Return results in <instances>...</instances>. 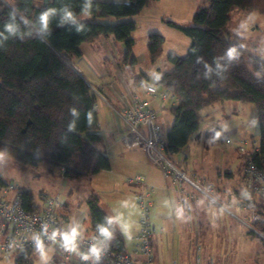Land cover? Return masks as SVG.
Listing matches in <instances>:
<instances>
[{
  "label": "trees",
  "instance_id": "16d2710c",
  "mask_svg": "<svg viewBox=\"0 0 264 264\" xmlns=\"http://www.w3.org/2000/svg\"><path fill=\"white\" fill-rule=\"evenodd\" d=\"M150 0L127 2L93 0L92 13L85 19L87 29L76 34L67 28L50 23L51 35L10 38L0 48V152L31 167L47 166L60 170L64 178L79 180L110 168L109 158L97 148L100 142L95 95L87 82L72 69L60 55L79 56L80 45L99 36H112L126 48V58L134 44L132 33L134 17ZM68 4L79 19L82 0H0V30L12 12L17 18L35 20L47 8ZM207 7L197 10L191 25L168 21V24L189 38L184 56L167 55L171 70L156 75L164 91L171 93L176 102L169 109L173 117L165 133L164 153L167 157L182 152L198 130L199 113L218 102L236 101L255 107L258 119V147L249 158L264 169V61L248 54L244 46L227 37L230 13L235 10L264 14V0H207ZM124 18L115 23L98 19ZM163 36L150 33L146 48L152 63L162 54ZM234 50L235 58L229 60L227 52ZM202 58L197 62V58ZM134 62H131V65ZM217 63L226 71L217 75ZM207 64L212 72L205 77ZM79 112L74 131H68L74 119L71 109ZM92 111V123L86 114ZM0 175V186L5 185ZM18 199L28 212L39 207L29 190L19 191ZM259 197L247 202L249 214L254 211L264 217ZM89 230L95 232L98 223L109 216L98 204V197L90 194L86 201ZM261 227L263 223L251 222ZM108 249L113 253H126L122 233L116 225ZM264 247V243H263ZM34 253L13 255L14 264H32Z\"/></svg>",
  "mask_w": 264,
  "mask_h": 264
},
{
  "label": "rangeland",
  "instance_id": "374dc122",
  "mask_svg": "<svg viewBox=\"0 0 264 264\" xmlns=\"http://www.w3.org/2000/svg\"><path fill=\"white\" fill-rule=\"evenodd\" d=\"M164 9H171L170 16L163 22L155 24L151 29L163 36L162 54L156 66L161 67L160 71H169L172 66L167 61V55L174 53L184 56L189 46V38L181 31L170 26L168 21L172 20L183 25H191L193 14L200 8L207 7V0H181L174 3L171 0L163 1ZM181 7L177 12L175 7ZM198 5V6H197ZM172 17V18H168ZM144 26H140L137 35L144 32ZM227 37L232 41L242 44L248 54L261 58L264 61V14L256 12H245L238 9L230 13V20L227 24ZM152 31V32H155ZM66 56V55H65ZM65 61L72 66L73 59L67 56ZM218 103L215 111L212 107H206L200 113L199 131L200 137L189 141V148L182 151L181 156H187V168L195 167L196 173L205 177L209 183L197 182L201 190L193 189L195 197L189 202L190 211L185 207V223L176 228L175 238L180 239L181 261L186 264H264V230L261 227L253 226L250 214L246 208L241 209L240 202L246 199L242 196L244 181H241L240 167L242 159L238 158L229 149L225 138L231 141H240L237 136L229 134L233 126L242 121L247 124L246 140L253 138L258 140L257 127L251 125L255 118V107L250 104H243L236 101H223ZM232 104H237L239 110H234ZM158 115L157 122L164 134L168 129L166 116L172 115L163 110ZM170 125V124H169ZM259 130V129H258ZM198 131V130H197ZM204 131H212L204 134ZM213 132L216 133L214 138ZM217 133L219 136L217 137ZM231 136V137H230ZM215 140H214V139ZM191 142V143H190ZM190 153V154H189ZM168 159L177 169L186 173L188 177L195 180L187 171L181 168L175 161ZM244 167V165H243ZM42 166H26L12 157L0 152V175L8 185H16L17 190L9 193L12 198L16 192L29 190L34 196V202L42 207L44 200L48 197L58 196L62 207L57 210L60 217L73 216L75 213H84L83 228H88L86 198L89 187L81 180H68L61 177L58 171L43 177L40 174ZM226 173H232V180L227 178ZM231 181V182H230ZM239 183V196L233 192L225 191L229 183ZM226 183H228L226 185ZM208 190V194H205ZM64 205V206H63ZM179 223V222H178ZM126 245L129 242L125 237ZM178 245V244H177ZM152 250V249H151ZM47 260L41 259L40 253L35 252L32 264H61L58 253L52 245L44 248ZM14 255V254H13ZM13 255L0 264H14ZM174 259L169 257L167 261Z\"/></svg>",
  "mask_w": 264,
  "mask_h": 264
},
{
  "label": "crops",
  "instance_id": "0c3cea01",
  "mask_svg": "<svg viewBox=\"0 0 264 264\" xmlns=\"http://www.w3.org/2000/svg\"><path fill=\"white\" fill-rule=\"evenodd\" d=\"M98 1L127 2L128 0ZM163 1L165 0H150L149 3L134 17L136 24L135 30L132 33L134 44L129 58H126V48L124 44L115 40L112 36H99L90 42L83 43L79 47L80 55L68 58L74 60L71 63L72 68L87 82L95 95L98 127L101 137L100 142L97 144V148L108 156L110 162V168L108 170L99 171L95 174L79 179L84 181L89 187L87 198L90 194H95L98 197V204L107 215L114 217L117 214H120L123 219L130 224L131 236L133 237L139 229V208L137 205L136 194L140 191L141 186L128 184L127 179L135 176L141 177L145 186L152 189L151 197L153 198V206L150 209L149 219L154 228V233L151 239L152 259L154 264H168L167 259L169 257L177 260L178 264H186L184 261H181L180 239L178 238V240H176L175 233L180 222L185 223L184 209L186 207V209L190 211L189 202H191V200L193 201V198L195 197L193 189L196 188L186 179L175 178L173 174H170L167 177L162 175L159 168L149 161L134 136L128 132L126 122L121 112L123 101L128 103L133 96L140 99H146L149 107L156 112L157 118L158 115L160 117L162 116L160 113L161 111L166 110L169 112L170 107L176 102L175 99L168 98L163 100L160 98V92L164 91L160 85L156 87L157 92L154 95L145 94L138 85V80L140 79L150 82L149 80L151 78L163 73V71H160L161 67L156 66L160 58L155 63H152L149 59L146 48L148 35L153 33L152 31H155L151 28L155 24L163 22L167 16H170L168 15L170 14L169 12H174L170 11V8L164 9V4H161ZM171 1L177 4L181 0ZM200 1L203 2L204 0ZM180 8L181 7L176 5L175 11L177 12ZM82 19H88V16H83ZM121 20H124V18L118 19L109 17L98 19V21L103 23H115ZM140 26H144L146 29H144V32L140 33L138 36L137 31ZM132 61L134 63L131 65ZM218 103H222L221 105L224 106L230 105L229 102V104L223 102ZM218 103L208 106L212 107L213 110H210L211 112L217 109L218 106L216 105ZM232 105L234 110H239L237 104ZM166 118L169 127L165 130V133L170 129L173 121V117L171 118L169 115L166 116ZM248 129V125L241 121L240 124L231 128L229 134L237 136L240 140L239 142H241L246 140L247 137L245 134ZM256 129L259 134V128L257 127ZM165 133L163 135H165ZM203 133L206 135L212 133V131H204ZM200 134L201 132L198 129L190 140L197 137L199 138ZM213 136L214 138L216 137L215 132H213ZM226 138L231 141V138ZM231 142L234 145L231 146L230 144H227L229 149L233 151L238 158H241L235 147L239 142L234 140ZM188 144L185 149L189 148ZM253 147L257 149L258 140H255L252 136L248 142V149H252ZM181 155H183L182 152H179L172 154L170 157L177 165L181 166V168H187L186 164L189 157ZM41 166L43 167V170L40 171V174L37 173V175L44 174L43 177H47V175L52 174L55 171L49 170L47 166ZM187 169V172L191 174L195 180L188 177L186 173L179 169L178 171L181 172L185 178L194 183L203 182L210 184L208 179L201 177L196 173L195 167L191 166ZM56 171L59 172L61 177H64L60 170ZM226 174L227 178L232 180L233 174ZM240 177L241 181H244L243 160L240 167ZM227 184L228 183H226V185ZM238 186L239 183L237 182L229 183L225 188V191L228 189L233 192L234 195L239 196L237 190ZM229 191L227 192L230 193ZM239 206L241 209H244L241 206V202ZM178 209H182V215H178ZM61 218L69 228L79 225L78 231L82 234L90 231L88 207L87 230L83 228L85 220L84 213L78 212L73 216H64ZM116 226L122 233L125 242V234L122 232L118 224H116ZM127 240L129 242V247L125 242L126 253L135 257L133 242L128 238Z\"/></svg>",
  "mask_w": 264,
  "mask_h": 264
},
{
  "label": "built area",
  "instance_id": "2783aa9c",
  "mask_svg": "<svg viewBox=\"0 0 264 264\" xmlns=\"http://www.w3.org/2000/svg\"><path fill=\"white\" fill-rule=\"evenodd\" d=\"M148 81L138 80V85L145 94L154 95L159 85L157 76ZM160 98L175 99L174 96L166 91L160 92ZM122 116L126 122L128 132L134 136L141 149L149 161L159 168L164 177L173 174L175 178H183L189 181L196 189L202 188L178 171L176 166L168 159L164 153L165 139L161 133V128L157 122L156 112L149 107L146 99H140L133 96L128 103L123 101ZM225 143L234 145L228 138ZM238 154L243 160L244 186L243 192L248 196L241 202V206L246 208L247 202L251 203L259 197H263L261 203L264 208V169H259L249 158V154L256 149H248L247 140H243L235 145ZM128 184L141 186L140 191L136 194L137 205L139 208L138 215V232L131 238L133 242L134 255L128 253H113L108 247L100 264H154L152 259L151 239L154 228L149 219L150 209L153 206L151 197L152 189L145 186L143 179L139 176L127 179ZM16 185L5 184L0 186V261L8 260L13 254L22 252L35 253L36 248L32 237L42 231L44 224L48 225V235L52 231L65 232L70 228L58 215L57 210L62 207L58 196L48 197L44 200L42 207L36 212H28L21 205L16 192L13 197L9 193L17 190ZM208 194V190L204 191ZM251 222L263 223L264 217L254 211L250 212ZM97 236L93 231L82 234L77 238V247L79 252H87L92 238ZM44 248L52 245L58 253L61 264H92V261H83L76 251H70L62 246L63 241L57 235L55 241L43 236ZM212 264V261L210 260ZM168 264H178L177 260L170 259ZM195 264H199L196 260Z\"/></svg>",
  "mask_w": 264,
  "mask_h": 264
},
{
  "label": "clouds",
  "instance_id": "9594fccd",
  "mask_svg": "<svg viewBox=\"0 0 264 264\" xmlns=\"http://www.w3.org/2000/svg\"><path fill=\"white\" fill-rule=\"evenodd\" d=\"M93 0H82V5L80 12L85 16H90L92 13ZM55 21L56 26L60 28H67L69 31H74L76 34H80L87 29V23L83 19H79L77 14L68 4H62L59 8H47L39 17L34 21L27 17H19L15 12H12L8 20L4 22L3 29L0 30V48L5 46L6 41L10 38H18L20 40L25 39V36H38L45 37L51 35L50 23ZM227 57L229 60L235 58L234 50H229L227 52ZM202 58L198 57L197 62H201ZM207 71L205 72V77L207 78L212 69L205 64ZM217 75H220L222 71H226L219 63H217ZM158 79V77H157ZM71 115L74 119L68 125V131H74L76 128V121L79 119V112L77 109L72 108ZM86 119L89 124L92 123V111L86 114ZM251 125L253 127L258 126V119L253 118L251 120ZM219 133H217V137ZM242 196L247 197V192H242ZM178 215H182V209L177 210ZM118 224L120 229L125 234L128 239H131L130 224L123 219L120 214L116 216H105L104 222L98 223L96 226L97 236L92 238L93 242L90 244L87 252H79L77 247V238L82 236V233L78 231L79 225L71 227L65 232L52 231L51 235H48V225L44 224L42 226V231L35 234L32 239L36 248V251L40 253L41 259L46 261L47 257L44 252V240L43 236H47L48 240L55 241L57 235H59L63 241L64 247L68 248L70 251H76L80 255L83 261H92V264H100L102 255L108 247V243L113 238V233L115 231L114 225Z\"/></svg>",
  "mask_w": 264,
  "mask_h": 264
},
{
  "label": "water",
  "instance_id": "95a60500",
  "mask_svg": "<svg viewBox=\"0 0 264 264\" xmlns=\"http://www.w3.org/2000/svg\"><path fill=\"white\" fill-rule=\"evenodd\" d=\"M40 39H42V37H39ZM60 57H62V59L63 58H65L66 56L65 55H60ZM64 61H65V59H63ZM66 63H67V61H65ZM68 65H69V63H67ZM71 68H72V66L71 65H69ZM73 69V68H72Z\"/></svg>",
  "mask_w": 264,
  "mask_h": 264
}]
</instances>
